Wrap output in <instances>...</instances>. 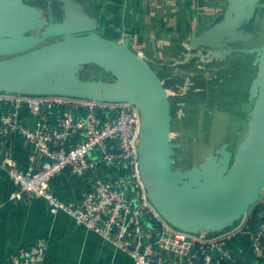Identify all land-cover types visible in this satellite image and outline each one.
I'll use <instances>...</instances> for the list:
<instances>
[{
  "label": "water",
  "instance_id": "1",
  "mask_svg": "<svg viewBox=\"0 0 264 264\" xmlns=\"http://www.w3.org/2000/svg\"><path fill=\"white\" fill-rule=\"evenodd\" d=\"M48 3L59 20L45 18L38 6L24 0H0V90L134 103L141 114V177L161 215L190 232L221 231L240 220L264 191V40L252 47L232 44L259 36L264 2L227 0L222 16L189 40L191 48L201 49L187 55L202 59L224 58L233 51L255 53L257 72L249 88L254 104L247 129L235 149L224 142L184 169L173 168L181 144L171 139L170 99L157 70L130 47L129 37L120 41L98 32L97 18L82 0ZM35 29L39 32L31 33ZM49 37L56 39L43 43ZM86 64L114 79L82 77ZM234 254L239 257L238 251Z\"/></svg>",
  "mask_w": 264,
  "mask_h": 264
},
{
  "label": "built area",
  "instance_id": "2",
  "mask_svg": "<svg viewBox=\"0 0 264 264\" xmlns=\"http://www.w3.org/2000/svg\"><path fill=\"white\" fill-rule=\"evenodd\" d=\"M0 109V135L19 134L32 145L25 166L11 155L4 159L13 187L10 200L43 198L50 214L67 213L134 264H243L229 246L242 234H248L249 249L264 264V214L257 225L247 211L221 231L190 232L156 209L141 177V114L134 103L0 90ZM38 155L40 165L35 164ZM66 171L92 178L82 197L71 202L50 186ZM47 248L46 239L20 246L7 264H40Z\"/></svg>",
  "mask_w": 264,
  "mask_h": 264
},
{
  "label": "crops",
  "instance_id": "3",
  "mask_svg": "<svg viewBox=\"0 0 264 264\" xmlns=\"http://www.w3.org/2000/svg\"><path fill=\"white\" fill-rule=\"evenodd\" d=\"M82 1L97 18L98 32L120 41L129 37L133 50L143 54L148 61L155 57L160 59V66L174 64L179 55L177 52L194 50L189 40L219 19L227 4V0ZM231 53H235L232 54L234 59L227 68L231 72L229 84L233 90L229 93L231 99L222 103L224 107L226 104L230 106L229 109L222 107L224 109L217 112L228 115L229 111L234 118H246L248 123L252 108L249 88L256 74L253 71L255 63L250 56L247 57V53L244 59L245 52ZM240 103L245 107L240 106L239 112L234 114L232 111L235 112V107ZM2 111L0 109V116ZM237 128L233 139L224 141L233 150L235 147L231 146L238 145L236 138L242 133V128ZM226 132L222 130L223 137L227 136ZM31 151V143L22 135H0V264H7L20 246H28L39 239L48 242L45 258L40 264H134L126 252L96 232L77 224L67 213L50 214L43 198L24 195L21 199H9L13 187L4 167V159L11 155L20 166H25ZM41 159L38 155L35 164L40 165ZM91 181V176L80 177L66 171L53 177L50 186L60 199L71 202L82 197ZM248 211L252 212L251 208ZM234 251L239 252L243 264H249L246 261L261 264L249 248Z\"/></svg>",
  "mask_w": 264,
  "mask_h": 264
},
{
  "label": "rangeland",
  "instance_id": "4",
  "mask_svg": "<svg viewBox=\"0 0 264 264\" xmlns=\"http://www.w3.org/2000/svg\"><path fill=\"white\" fill-rule=\"evenodd\" d=\"M24 1L38 6L42 10L45 18L52 21L59 20L60 17L57 9L53 4H49L48 0ZM262 1L264 2V0ZM260 14L261 9L259 8L255 21ZM38 32V29L31 31V33ZM55 39L56 37H49L43 43L51 42ZM263 40L264 13L259 36L253 40L237 42L232 45L234 47H252L260 45ZM193 49L194 50L190 51L201 48ZM176 54H179L177 61L171 65L160 66L158 64L160 59L156 57L151 58L149 62H151V65L158 72H163L168 75V77L175 79V84L172 86L165 85L171 105V139L173 142L181 144L180 147L175 149L173 168L184 169L200 163L206 156L214 154L216 149L219 148L224 141L233 139L232 135L237 133L238 126L242 128V133L238 134L236 138L237 143H239L244 136V131H246L247 121L246 118L242 119L238 116L234 118L233 114H230L231 112L229 111H227L229 113L228 115L217 112L220 109H229L230 106L226 104L224 107L222 103L226 102L227 99H231L229 93L233 88L229 84V81H231L229 80L231 72L230 69L227 68V65L231 64L235 53L227 55L223 60L216 58L213 60L202 59L199 56L193 57L187 55V53L177 52ZM243 55L245 59L246 53ZM247 55L248 58L250 56L251 61H254L255 53H247ZM238 56L240 57V55ZM229 62L230 64H228ZM253 68V71L257 72L256 63L253 65ZM80 73L84 78L101 76L106 80L114 79L111 73L102 71L101 68L95 64H86L82 66ZM168 77L164 76L162 79L163 82L169 79ZM186 80L189 81L187 84L188 87L185 88ZM251 104L253 106L254 99H252ZM240 106L242 108L245 107L240 103L235 107V112H232L234 114L238 113ZM180 109L182 113H179ZM223 129L227 131L226 137L222 136ZM231 147L236 146L232 145ZM263 195L264 191L261 197Z\"/></svg>",
  "mask_w": 264,
  "mask_h": 264
},
{
  "label": "trees",
  "instance_id": "5",
  "mask_svg": "<svg viewBox=\"0 0 264 264\" xmlns=\"http://www.w3.org/2000/svg\"><path fill=\"white\" fill-rule=\"evenodd\" d=\"M102 70V69H101ZM103 71V70H102ZM159 76L161 77V79L164 78V76L168 77V75L164 74L163 72H158ZM166 79L164 82L166 86H172L173 84H175V79L174 78H170ZM171 79V80H170ZM173 106V104H172ZM176 107V105H175ZM173 108V107H172ZM251 210L252 212H250V222L253 225H257L260 220L262 219L261 216V211L264 210V195L261 197V199L256 202L253 206H251ZM229 246H231V248L234 249H248L250 247V239L248 237V234H242L239 235L238 237L234 238L233 240H231V242L229 243ZM236 259L241 262V259L239 257H236ZM242 263V262H241Z\"/></svg>",
  "mask_w": 264,
  "mask_h": 264
},
{
  "label": "flooded vegetation",
  "instance_id": "6",
  "mask_svg": "<svg viewBox=\"0 0 264 264\" xmlns=\"http://www.w3.org/2000/svg\"><path fill=\"white\" fill-rule=\"evenodd\" d=\"M59 17H60V16H59ZM233 47H234V46H233ZM227 55H229V54H227ZM227 55H226V56H227ZM226 56H225V57H226ZM225 57H224V58H225ZM224 58H219V59L223 60Z\"/></svg>",
  "mask_w": 264,
  "mask_h": 264
},
{
  "label": "bare ground",
  "instance_id": "7",
  "mask_svg": "<svg viewBox=\"0 0 264 264\" xmlns=\"http://www.w3.org/2000/svg\"><path fill=\"white\" fill-rule=\"evenodd\" d=\"M143 55V54H142Z\"/></svg>",
  "mask_w": 264,
  "mask_h": 264
}]
</instances>
